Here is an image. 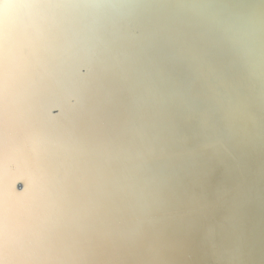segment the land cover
Masks as SVG:
<instances>
[{"label": "bare ground", "instance_id": "1", "mask_svg": "<svg viewBox=\"0 0 264 264\" xmlns=\"http://www.w3.org/2000/svg\"><path fill=\"white\" fill-rule=\"evenodd\" d=\"M39 2L65 6L12 10L0 217L41 252L7 245L0 260L73 264L60 253L140 225L130 261L150 264L155 244L173 264H264V0L240 17L219 0ZM81 63L94 68L83 95Z\"/></svg>", "mask_w": 264, "mask_h": 264}, {"label": "snow or ice", "instance_id": "2", "mask_svg": "<svg viewBox=\"0 0 264 264\" xmlns=\"http://www.w3.org/2000/svg\"><path fill=\"white\" fill-rule=\"evenodd\" d=\"M62 6L65 5L46 4L39 2V0H0V127H2L3 135L6 131L8 132L9 119V40L18 30L17 19L12 14V10H32ZM232 39L238 45L235 33ZM73 72L79 77L78 91L83 95L93 83L94 68L89 63H81L74 67ZM69 98V96H65V103L68 105L66 120L74 117V106L69 103ZM92 123L93 130L101 137V143L96 149V154L104 159L119 155V153H114L112 149V136L105 132V117L102 114L93 115ZM17 181H22V178ZM151 196L153 200L159 199V193L156 191L151 193ZM142 242L143 229L140 225L127 232L106 228L99 232L95 240L90 241L87 247L77 245L71 249L64 250L60 255L71 260L73 264H145L143 260L130 261L127 259L138 254ZM7 245L18 246L22 252H41L35 231L21 228L18 235H11L2 217H0V247ZM147 252L152 258L150 264H159V260L156 258L160 256V248L152 244L147 248ZM90 257H102V259L90 260ZM60 260L64 262V260Z\"/></svg>", "mask_w": 264, "mask_h": 264}, {"label": "water", "instance_id": "3", "mask_svg": "<svg viewBox=\"0 0 264 264\" xmlns=\"http://www.w3.org/2000/svg\"><path fill=\"white\" fill-rule=\"evenodd\" d=\"M221 1L222 4H225V6L227 7H224L226 11L229 12V14H234L238 17L241 16V13L236 9L237 6H240L243 4V0H240L239 4L235 5V0H219Z\"/></svg>", "mask_w": 264, "mask_h": 264}, {"label": "clouds", "instance_id": "4", "mask_svg": "<svg viewBox=\"0 0 264 264\" xmlns=\"http://www.w3.org/2000/svg\"><path fill=\"white\" fill-rule=\"evenodd\" d=\"M7 162H8V161H7ZM3 167H4V161L2 162V164H0V171L3 170ZM17 183H22V181H17ZM15 188H16V187H15ZM16 190H17V189H16ZM22 190H23V188L20 189V190H17V191H22ZM209 231L211 232L212 230L210 229ZM151 259H152V258H151ZM156 259L159 260V264H173L172 261L166 260V259L162 258L161 256H159V257L156 258ZM0 264H6V262L3 261V260H0Z\"/></svg>", "mask_w": 264, "mask_h": 264}]
</instances>
